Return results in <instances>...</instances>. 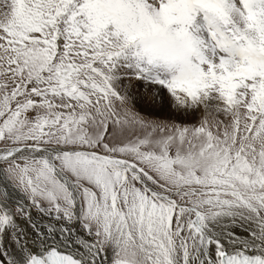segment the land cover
Returning <instances> with one entry per match:
<instances>
[{
    "label": "snow or ice",
    "instance_id": "1",
    "mask_svg": "<svg viewBox=\"0 0 264 264\" xmlns=\"http://www.w3.org/2000/svg\"><path fill=\"white\" fill-rule=\"evenodd\" d=\"M0 264H264V0H0Z\"/></svg>",
    "mask_w": 264,
    "mask_h": 264
},
{
    "label": "rangeland",
    "instance_id": "2",
    "mask_svg": "<svg viewBox=\"0 0 264 264\" xmlns=\"http://www.w3.org/2000/svg\"><path fill=\"white\" fill-rule=\"evenodd\" d=\"M161 115V118H162V114H160ZM150 118H156V116L155 115H153L152 117H150Z\"/></svg>",
    "mask_w": 264,
    "mask_h": 264
}]
</instances>
